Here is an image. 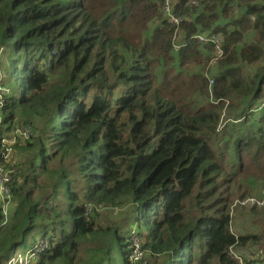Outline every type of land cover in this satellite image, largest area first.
I'll return each instance as SVG.
<instances>
[{
	"label": "trees",
	"instance_id": "trees-1",
	"mask_svg": "<svg viewBox=\"0 0 264 264\" xmlns=\"http://www.w3.org/2000/svg\"><path fill=\"white\" fill-rule=\"evenodd\" d=\"M164 2L0 0V264L38 237L29 264H252L241 252L264 248V205L256 231L231 229L235 201L264 192V0H169L178 24Z\"/></svg>",
	"mask_w": 264,
	"mask_h": 264
},
{
	"label": "rangeland",
	"instance_id": "rangeland-1",
	"mask_svg": "<svg viewBox=\"0 0 264 264\" xmlns=\"http://www.w3.org/2000/svg\"><path fill=\"white\" fill-rule=\"evenodd\" d=\"M168 2H169V0H168ZM0 55H1V49H0ZM3 77L4 76H3V73H2L1 67H0V100L4 99V97L10 92L9 87L2 83ZM0 118H1V116H0ZM248 161L249 160L246 158V155H245V161L244 162L246 163ZM260 184H261L260 181L254 184V188H253L254 193H253L252 197H249V198H246L243 200H236L235 201L236 203H234L231 206V215H232L231 229L233 232H235V233H245L246 232L247 233V232H251V231H256L257 230L256 226L260 225V222H258V221H257V223H254V221H256L255 219H257L258 216H252V214H250L251 213L250 212L251 206L256 205L257 207L260 208L264 205V192H263L262 196H260V194L257 190L258 188H261ZM248 199H250V201L245 203V201H247ZM115 211H116L115 212L116 217H122L120 215V212H124V209L118 208ZM252 217H253V219H252ZM134 239H135V242H133V256L136 257V259L140 255L148 256L149 252L142 253V250L140 252V248H141V244H142L141 240L138 241L136 238H134ZM45 243H47L46 239H41L40 237H38L37 240L35 241V243L33 244L32 248L38 247L42 244L46 245ZM32 248L24 249V247L22 245H18L12 251L8 261L5 264H14L15 262H17L18 264H26V262H19V261H20V259L25 258L24 256ZM42 251L43 250L39 251L32 259L38 260V256ZM241 253H242L241 255H243L242 256L243 259L246 262L248 261V262H251L252 264H264V248L263 247H250L248 249H244ZM143 261H144V264H146V261L145 260H143ZM150 264H158V261L153 260V261H151Z\"/></svg>",
	"mask_w": 264,
	"mask_h": 264
},
{
	"label": "built area",
	"instance_id": "built-area-1",
	"mask_svg": "<svg viewBox=\"0 0 264 264\" xmlns=\"http://www.w3.org/2000/svg\"><path fill=\"white\" fill-rule=\"evenodd\" d=\"M169 6H170V4H169L168 0H165V2H164V10H165V12H167V15L169 17V22L178 24L179 19L175 18L174 16H172L170 14ZM198 38L200 40H203V41L208 40V39H205V37H202V36H198ZM208 42H213V44L215 45L214 47L216 49V56L217 57H221V49H220V47H219V45L217 43L218 39H215V40H210L209 39ZM174 47L177 48L178 46L175 45ZM263 104H264V102L260 103L256 108L252 109V111L253 112H258V111L262 110ZM19 134H20V130L19 129L14 131V132H12V133H10V134H8L7 136L9 138H3L2 141H1L2 146H3V144L10 145L11 143L15 142V138H17V136H19ZM9 157H10V147L3 148L2 149V154H1V160L4 161V162L8 161ZM9 178H10L9 170L6 171L4 169V166L2 164H0V198H1V200H3L5 197H9V189H8V187L3 185V183L6 182ZM249 201H250V199L245 201V203L249 202ZM43 244L38 246V247L32 248L29 251V253L24 256L25 258L20 259L19 262H26V264H28L30 259H32L39 251L43 250V248L46 247L47 243H45L46 245H43ZM14 264H18V263L15 262Z\"/></svg>",
	"mask_w": 264,
	"mask_h": 264
}]
</instances>
